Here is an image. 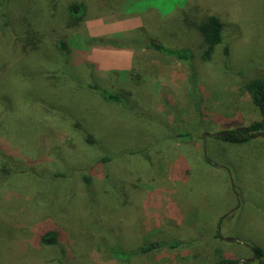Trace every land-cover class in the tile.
I'll list each match as a JSON object with an SVG mask.
<instances>
[{"label":"rangeland","instance_id":"obj_1","mask_svg":"<svg viewBox=\"0 0 264 264\" xmlns=\"http://www.w3.org/2000/svg\"><path fill=\"white\" fill-rule=\"evenodd\" d=\"M262 74L264 0H0V264H258L264 136L219 133L261 119L242 81Z\"/></svg>","mask_w":264,"mask_h":264},{"label":"trees","instance_id":"obj_2","mask_svg":"<svg viewBox=\"0 0 264 264\" xmlns=\"http://www.w3.org/2000/svg\"><path fill=\"white\" fill-rule=\"evenodd\" d=\"M70 7L73 11H75L79 7L81 8V5L73 4ZM198 28L203 36L204 43H205V49L202 53V58L205 61H210L213 59L217 45L223 42L224 23L219 16L208 15L198 24ZM138 31H141V33H143L142 27H140ZM23 38L30 39L31 36L29 37V34L27 33L26 36H23ZM90 40L94 43L100 44V43L107 42L108 40H113V37L111 38L109 36H100V37L91 38ZM60 45L64 48L67 47V45H65L64 42H60ZM146 46L153 48L160 52H165L181 60L189 61L190 59L193 58V54L191 55V53L185 50L184 48L167 46L163 44L162 42H160L159 39L156 37H148ZM224 53L226 56H228L229 47H225ZM132 71H134L133 67L128 70H123L121 71V73L124 76L128 75L129 77V74H131ZM89 86L93 90L101 92L103 96L109 101L117 102L119 104L125 103V99L122 95L115 94V93H112L110 90L100 88V86H98L97 84L95 85L92 84ZM242 86L250 95L252 102L259 108L262 117L260 120L252 121L246 126H239L236 128L220 131V133L227 132L224 136L219 135V137L222 140L230 142V143H245L251 140V138L254 136H257V135L264 136V74L260 76H255L253 78H249L246 80L244 79L242 81ZM125 92H128V91H125ZM85 137L89 142H92V143L94 142L93 136H91L89 133H86ZM111 159L112 157L110 155L104 154L101 160L103 162H106ZM207 160L208 162H210L209 159ZM86 179L87 181L90 180L89 178H86ZM40 238H41V243L43 245L54 247L58 245L59 233L56 230H47L41 235ZM158 246H160L159 242H150L147 245H145L143 248H141L140 252H143V253L149 252L157 248ZM255 250L257 251L258 264H264L263 250L259 247H255ZM217 264H238V260L234 258H222Z\"/></svg>","mask_w":264,"mask_h":264},{"label":"crops","instance_id":"obj_3","mask_svg":"<svg viewBox=\"0 0 264 264\" xmlns=\"http://www.w3.org/2000/svg\"><path fill=\"white\" fill-rule=\"evenodd\" d=\"M141 24V22L140 23H137L135 26H138L139 27V25ZM126 54H123V56H125ZM132 61V60H131ZM130 60H129V58L126 60V62H131ZM132 63V62H131ZM123 69H130L131 68V66H130V64H129V66H128V64H126V65H124L123 67H122Z\"/></svg>","mask_w":264,"mask_h":264},{"label":"water","instance_id":"obj_4","mask_svg":"<svg viewBox=\"0 0 264 264\" xmlns=\"http://www.w3.org/2000/svg\"><path fill=\"white\" fill-rule=\"evenodd\" d=\"M226 133H227V132H222V133H220L219 135H220V136H224ZM254 255L257 256V251H255V254H254ZM255 256H254V257H255ZM249 260H252V259H249Z\"/></svg>","mask_w":264,"mask_h":264}]
</instances>
